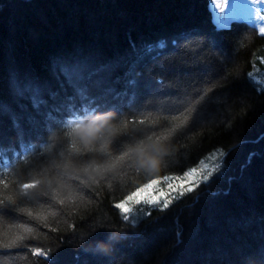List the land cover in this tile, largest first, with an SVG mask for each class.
<instances>
[{
  "label": "trees",
  "instance_id": "1",
  "mask_svg": "<svg viewBox=\"0 0 264 264\" xmlns=\"http://www.w3.org/2000/svg\"><path fill=\"white\" fill-rule=\"evenodd\" d=\"M58 58L106 68L73 86ZM98 111L120 127L88 150L69 130ZM165 137L146 183L133 150ZM18 234L0 264H264V35L209 0H0V241Z\"/></svg>",
  "mask_w": 264,
  "mask_h": 264
},
{
  "label": "clouds",
  "instance_id": "2",
  "mask_svg": "<svg viewBox=\"0 0 264 264\" xmlns=\"http://www.w3.org/2000/svg\"><path fill=\"white\" fill-rule=\"evenodd\" d=\"M119 127L118 113L116 111H98L87 118L72 122L69 134L75 135L84 148L90 150L92 144L102 140L107 135L115 134ZM133 151L136 156L135 163L149 178L146 183H150L152 179L166 174V158L172 151L166 137L159 141L142 144ZM106 166L107 162L97 163L93 160L77 170L83 171L90 179L95 181L96 170ZM143 187V184L137 185L128 195L138 197ZM102 247L108 248L107 245Z\"/></svg>",
  "mask_w": 264,
  "mask_h": 264
},
{
  "label": "snow or ice",
  "instance_id": "3",
  "mask_svg": "<svg viewBox=\"0 0 264 264\" xmlns=\"http://www.w3.org/2000/svg\"><path fill=\"white\" fill-rule=\"evenodd\" d=\"M217 11L225 12L228 11V15L226 17L227 20H236L240 18V9L238 8L236 0H214ZM253 6L264 4V0H248ZM259 9H257L256 18L259 20H264V15L259 14ZM222 24V23H218ZM261 35H264V25L259 28ZM163 45H161L162 47ZM53 68L57 71L58 76H62L64 81L69 84L76 86L79 82L84 81L86 79H90L91 77L97 75L99 72L103 71L106 66L95 64V61L91 58H75V59H65L58 58L53 62ZM34 107H38L39 105L34 103ZM193 169L191 172H188L186 176H191ZM186 176L182 177H170L167 179V183H171V181L175 180L176 184H180L186 178ZM156 183H161L160 180L156 181ZM172 184V183H171ZM176 184H173L175 186ZM25 231L30 232L31 229L25 228ZM27 237L21 236L20 234L15 235L7 242L0 241V247L6 250H12L15 247L19 246V243L26 239ZM48 256L47 250H37V256Z\"/></svg>",
  "mask_w": 264,
  "mask_h": 264
},
{
  "label": "rangeland",
  "instance_id": "4",
  "mask_svg": "<svg viewBox=\"0 0 264 264\" xmlns=\"http://www.w3.org/2000/svg\"><path fill=\"white\" fill-rule=\"evenodd\" d=\"M236 2L238 8L240 9V18L236 20H227L226 17L228 15V11L227 10H225V12L217 11L214 0H209V7L212 13L213 21L222 28L229 27L235 21H244L254 26L260 33L259 28L262 25H264V20L257 19L256 15H257V9H259L260 15H264V4L253 6L250 3H248V0H236ZM218 23H222V24H218ZM187 182H190V179ZM162 193L163 192H160L155 185H150L146 187L144 190H142L138 194V197L136 196V198L138 202L141 201L142 199L144 201L154 202L155 200L158 199L159 195L160 198L163 197L161 195Z\"/></svg>",
  "mask_w": 264,
  "mask_h": 264
}]
</instances>
